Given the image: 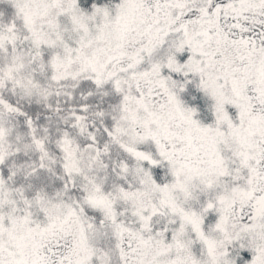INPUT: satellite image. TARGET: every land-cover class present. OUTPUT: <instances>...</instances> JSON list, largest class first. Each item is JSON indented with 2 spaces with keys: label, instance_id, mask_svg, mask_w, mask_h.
Wrapping results in <instances>:
<instances>
[{
  "label": "snow or ice",
  "instance_id": "1",
  "mask_svg": "<svg viewBox=\"0 0 264 264\" xmlns=\"http://www.w3.org/2000/svg\"><path fill=\"white\" fill-rule=\"evenodd\" d=\"M0 264H264V0H0Z\"/></svg>",
  "mask_w": 264,
  "mask_h": 264
}]
</instances>
